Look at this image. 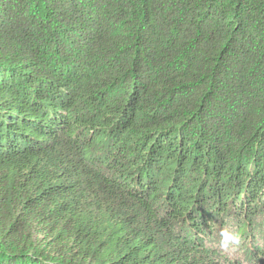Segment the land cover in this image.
Listing matches in <instances>:
<instances>
[{
	"label": "trees",
	"instance_id": "1",
	"mask_svg": "<svg viewBox=\"0 0 264 264\" xmlns=\"http://www.w3.org/2000/svg\"><path fill=\"white\" fill-rule=\"evenodd\" d=\"M0 264H264V0H0Z\"/></svg>",
	"mask_w": 264,
	"mask_h": 264
}]
</instances>
